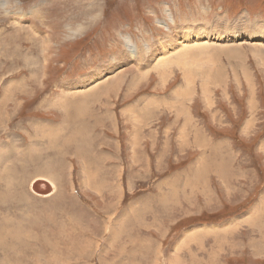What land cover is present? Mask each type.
<instances>
[{
    "label": "rangeland",
    "instance_id": "1",
    "mask_svg": "<svg viewBox=\"0 0 264 264\" xmlns=\"http://www.w3.org/2000/svg\"><path fill=\"white\" fill-rule=\"evenodd\" d=\"M258 27L264 0H0V264H264Z\"/></svg>",
    "mask_w": 264,
    "mask_h": 264
},
{
    "label": "bare ground",
    "instance_id": "2",
    "mask_svg": "<svg viewBox=\"0 0 264 264\" xmlns=\"http://www.w3.org/2000/svg\"><path fill=\"white\" fill-rule=\"evenodd\" d=\"M4 4V3H3ZM6 18V17H5ZM237 25V24H236ZM239 25V24H238ZM237 25V26H238ZM246 25V27H247V24H245ZM253 26V25H252ZM189 27V26H188ZM187 28V27H186ZM197 28V27H196ZM235 28V27H234ZM242 28H245V27H242ZM251 28H254V27H251ZM191 29V28H190ZM194 29V28H193ZM256 30H259L257 33L259 34V35H262V34H264V28H261V27H258V28H255ZM233 30H235V29H233ZM184 31V30H183ZM185 33H186V31H185ZM238 36V35H237ZM175 37V36H174ZM167 38H168V36H167ZM186 39H187V36H186ZM162 40V39H161ZM174 41V40H173ZM172 41V42H173ZM185 41V40H184ZM160 42V41H159ZM180 42V41H179ZM171 43V42H170ZM189 44H190V41H187L185 44H184V46H186L187 48L189 47ZM128 46H129V44H128ZM183 46V47H184ZM148 47V46H147ZM162 48L160 49V51H159V49H158V52H159V56H158V60H157V62L156 63H152V64H150V61L149 60H152V56H149V57H144V56H142L141 58H138L137 59V64H136V66H142V65H144V67H152V68H150V69H155V70H157L159 73L161 72V73H163V74H166V72L164 71V72H162V68H160L159 67V65H161L162 63L161 62H159L160 61V59H162L163 57H165L166 58V54H168V55H170L171 53H170V51H168L167 49H165L164 48V46H161ZM167 47V46H166ZM170 47V46H169ZM172 47V46H171ZM130 48L132 49V50H129V54H130V52H131V57H136L137 58V56H136V49L134 50V48H133V46H131L130 45ZM150 49V48H149ZM170 49V48H169ZM200 49V48H199ZM152 50V49H151ZM156 50V49H155ZM172 51H176V52H178V49H172ZM175 52V53H176ZM186 52V51H185ZM188 52V51H187ZM258 54H259V52H258ZM36 55V54H35ZM130 56V55H129ZM146 56H148V55H146ZM187 55H183L182 54V56H181V53L180 54H178V55H175V58H174V60L172 61V62H170L169 64H176V61L175 60H177V61H180V60H182L183 58H185ZM169 57V56H168ZM167 57V58H168ZM117 58H122V59H126V58H128V55H126V53H122L121 55H119V56H117ZM263 58V57H262ZM121 59V60H122ZM164 59V58H163ZM186 59V58H185ZM169 60V59H168ZM258 60V59H257ZM143 61H146L145 63H143ZM185 61V60H184ZM159 62V63H158ZM163 62H165V60L163 61ZM168 62V61H167ZM115 63H117V64H119V61H115ZM161 63V64H160ZM186 63V62H185ZM117 64H114L113 65V67L115 66V65H117ZM108 65V64H107ZM165 65V64H164ZM257 65H259V64H257ZM36 66V65H35ZM38 66V65H37ZM106 65H104V66H102V67H105ZM162 66V65H161ZM183 67H185V65H182ZM263 66V65H262ZM264 67V66H263ZM165 68V67H164ZM99 69L97 68V69H95L93 72H91L89 75H86L85 77H83L81 80H83V83H81V82H79V81H81V80H78V81H73L74 83H75V85L73 84V82H69V83H67V88H68V90H73V89H78V88H80V87H75L77 84H79V86H81V84H85L84 82H85V80H88L89 82L88 83H86V85H91L90 83L92 82V83H94V80H93V78H91V74H93V73H95L96 71H98ZM117 70V69H116ZM148 70V69H147ZM37 73V72H36ZM99 73H102V70L101 71H99ZM147 73H149V72H147ZM244 73V72H243ZM112 74H114V73H112ZM120 75V74H119ZM142 75V74H141ZM145 75V74H144ZM34 76V75H33ZM36 76V75H35ZM105 77H108V76H105ZM127 77V76H126ZM125 77V78H126ZM146 77V76H145ZM144 77V78H145ZM248 77V76H247ZM110 78H113V77H110ZM123 77H121V78H118L117 77V79L118 80H120V82L122 83V81H121V79H122ZM109 78H107V80H108ZM189 80V79H188ZM99 81V80H98ZM98 81L97 82H95L92 86H90V89L91 88H93L94 86H98L100 83H98ZM105 81V80H104ZM114 81V80H113ZM115 81H116V77H115ZM114 81V83H111V81H106L105 83H107V84H105L102 88H101V91H106V90H110V95H111V93L113 92V89H115V91H116V88L118 87V85H119V82L118 81H116L115 82ZM100 82H102V81H100ZM122 85H123V83H122ZM85 86V85H84ZM120 86V85H119ZM250 87V86H249ZM120 88V87H119ZM85 90V91H82V92H77V93H86V92H90V95L93 93V91H91V90H93V89H91V90ZM119 90V89H118ZM178 90V89H177ZM16 92V91H15ZM174 92V91H173ZM116 93V92H115ZM114 93V94H115ZM119 93V92H118ZM176 93L177 92H175V95H176ZM68 94H71V93H68ZM86 94H89V93H86ZM114 94H113V96H114ZM182 94V93H181ZM93 96L90 98V100L88 99L87 100V104H91V103H96L95 101H94V99H95V93H93L92 94ZM98 95V94H97ZM61 98H63V99H61ZM67 98V95H62V97H59V99H61L62 100V102H64L65 101V99ZM85 98V97H84ZM92 99V100H91ZM18 101V100H17ZM20 102V101H19ZM147 103V102H146ZM19 104V103H18ZM151 104V103H150ZM79 105V104H78ZM48 106V105H47ZM63 108H65V107H63ZM103 108V106H100V109H102ZM61 109V108H60ZM99 112V111H98ZM7 113V112H6ZM99 114H101V115H97L96 117H95V122L96 121H101V119L100 118H98V116H103L104 114H102V113H100L99 112ZM1 116H4V115H1ZM94 118V117H93ZM126 120V119H125ZM2 121H4V122H2ZM1 122H0V126L1 125H4L5 126V123L8 121V118L7 119H5V120H2ZM98 122V123H99ZM104 121H103V119H102V122L101 123H103ZM128 123V122H127ZM67 124H69V122H67ZM85 125V124H84ZM116 125V124H115ZM3 126V127H4ZM114 127V126H113ZM88 129V128H87ZM115 129H116V127H115ZM82 130V129H81ZM78 131V130H77ZM182 135V134H181ZM184 135V134H183ZM181 138H182V136H180ZM196 138V137H195ZM198 138V137H197ZM84 139H85V137H84ZM83 139V140H84ZM86 140V139H85ZM199 140V139H198ZM180 144V143H179ZM203 146V145H202ZM43 177H45V176H43ZM46 178H48V177H46ZM48 179H50V178H48ZM51 180V179H50ZM52 181V180H51ZM53 182V181H52ZM36 183V182H35ZM54 183V182H53ZM55 184V183H54ZM174 199V198H173ZM2 226V225H1ZM4 227V226H3ZM3 233V232H2ZM11 234V233H10ZM12 235V234H11ZM3 242V241H2ZM7 259V258H6ZM59 264V263H58Z\"/></svg>",
    "mask_w": 264,
    "mask_h": 264
},
{
    "label": "crops",
    "instance_id": "3",
    "mask_svg": "<svg viewBox=\"0 0 264 264\" xmlns=\"http://www.w3.org/2000/svg\"><path fill=\"white\" fill-rule=\"evenodd\" d=\"M135 64H137V62H135ZM159 67H160V65H159ZM161 68V67H160ZM165 71V70H164ZM178 89V90H177ZM175 92H177L176 93V95H175ZM182 93V94H181ZM173 97H174V101H182V100H185L187 97H186V94H185V92H184V89L183 88H181L180 86L178 87V88H176L175 90H174V92H173ZM149 102L147 103V104H145V107H144V109L146 108V106L147 107H149ZM156 110V109H155ZM98 118H100V119H103V116H98ZM105 119H107L106 117H105ZM134 120L135 121H137V119L136 118H134ZM104 121V120H103ZM131 121L133 122V120L131 119ZM138 122V121H137ZM134 124V123H133ZM38 129V131H34L35 132V135L32 137V141L33 140H35L38 136H40L41 138H47V139H49L51 136H50V134H49V132L48 131H46L43 127H38L37 128ZM51 140H54V137H52L51 138ZM215 148H217V147H215ZM52 160L53 159H50V160H47L46 162L47 163H49V162H51L50 164H47V165H43L42 163H41V167H40V170H38L39 172H41V173H38V175L39 176H45V177H48V178H50L53 182H55V183H58L59 182V184L60 185H62L61 183H62V181H61V179H62V173H61V175H58V176H53V175H48V173H50V172H58V171H61V169L60 168H58V167H55V166H57V163H52ZM0 162H1V159H0ZM223 164H225V166H227L228 168H230V163H229V161H227L226 163H223ZM218 165H216V168H217V170H219L218 169ZM11 172H13L12 173V176H10V179H11V182H12V186H13V188H14V186H15V184H16V182H18V184H19V187H21L22 185H21V179L19 178V176L17 175V173L15 172V171H11ZM44 172H46V173H44ZM42 173H44V175L42 174ZM1 174V173H0ZM0 179H3V178H1L0 177ZM58 185V184H57ZM58 192H59V190H58V188H57V192H56V195L58 194ZM63 194V193H62ZM55 195V196H56ZM58 195H60L61 196V190H60V192H59V194ZM54 196V197H55ZM62 198H59V200H58V202L61 200ZM163 199H164V201L166 202V198L165 197H163ZM15 221V220H14ZM3 236H4V234H3ZM1 237H2V235H1Z\"/></svg>",
    "mask_w": 264,
    "mask_h": 264
}]
</instances>
